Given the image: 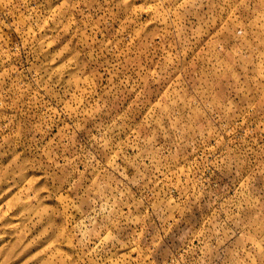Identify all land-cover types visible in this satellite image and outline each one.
<instances>
[{"label":"rangeland","instance_id":"374dc122","mask_svg":"<svg viewBox=\"0 0 264 264\" xmlns=\"http://www.w3.org/2000/svg\"><path fill=\"white\" fill-rule=\"evenodd\" d=\"M0 264H264V0H0Z\"/></svg>","mask_w":264,"mask_h":264}]
</instances>
